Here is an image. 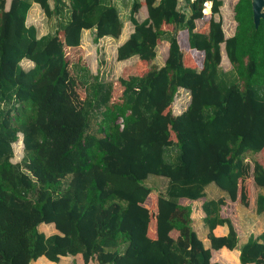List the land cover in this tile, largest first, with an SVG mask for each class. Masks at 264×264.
<instances>
[{"label":"trees","instance_id":"trees-1","mask_svg":"<svg viewBox=\"0 0 264 264\" xmlns=\"http://www.w3.org/2000/svg\"><path fill=\"white\" fill-rule=\"evenodd\" d=\"M204 1L133 0V31L118 45L117 59L153 61L166 41L164 63L120 77L123 97L115 103L113 84L80 66L89 91L75 111L76 80L65 48L80 45L85 29L96 42L119 38L124 22L114 0H11L9 7L0 0V264L78 254L85 264H220L209 249L222 247L239 249L240 264H264V230L240 242L221 214L227 198H238L240 184L245 203L246 154L264 151V17L256 26L252 0H237L236 30L226 37L222 18H215L223 1L212 0L210 13L202 11ZM34 3L57 18L53 32L39 35L28 24ZM142 6L147 16L139 20ZM222 44L230 70L220 64ZM191 51L202 53L201 68L185 62ZM24 59L34 65L25 68ZM179 88L191 100L175 115L170 106ZM19 136L24 153L14 162ZM152 174L168 178L155 213L145 205ZM254 178L262 188L255 209L263 214L259 161ZM210 183L224 194L202 205L207 247L192 224V206L180 199L206 197ZM42 223L57 231L47 235ZM224 224L227 234L215 235Z\"/></svg>","mask_w":264,"mask_h":264},{"label":"rangeland","instance_id":"rangeland-1","mask_svg":"<svg viewBox=\"0 0 264 264\" xmlns=\"http://www.w3.org/2000/svg\"><path fill=\"white\" fill-rule=\"evenodd\" d=\"M116 5L118 6L119 13L123 19L124 26L122 30V34H129L133 30V24L130 20V11H131V5L133 0H114ZM228 3L227 12L229 14L230 21L227 23V21L223 20L224 28L226 30V36H231L237 26V22L235 20V11L234 6L237 2V0H226ZM11 0H7V7L10 6ZM52 3V1H51ZM37 6L39 11V16H36V19H33V17L29 16V23L34 24L37 27V31L39 35H43L49 32H53L56 28L57 24V18L52 17L49 18L46 16V14L43 12L39 4L34 3V6ZM226 12V13H227ZM145 16H147V11L145 6H142L139 11L136 13V17L139 20H142ZM222 18V17H221ZM201 25L203 24L200 20L198 21ZM28 23V24H29ZM166 28L173 29L172 25H165ZM87 40L85 39L81 41V44L74 47H66V57L69 64V71L71 75L75 78V90L77 93V98L75 99L73 109L77 111V107L80 106V101L83 100L89 91V87L86 83L83 81V74L84 71L80 69V66H87L90 73L94 75H98L99 80L103 82H111L113 84V91H112V97L111 102H121L122 101V94L124 87L119 81L120 77H129L130 75L134 74H143L147 72L150 68L160 66L164 63L165 57L168 52V43L166 41H161L158 44L157 51L158 54L156 58L153 61H140L137 56L130 57L126 60H118L117 59V53H116V47L118 43L124 38H110L107 39L105 37L101 38L98 42L94 41V31L90 29L88 31ZM62 32H59V36L62 38L63 35ZM187 35V31L183 30L179 32L180 37H185ZM202 59L203 55L202 53L198 52H188V54L185 56V62L187 63H195L196 66L201 68L202 66ZM22 65L25 68H30L34 65V63L29 59L22 60ZM186 63V64H187ZM222 68L224 70H230L232 68V64L230 63L225 49L224 44H222V50H221V62H220ZM182 94L180 96V99L175 102V100L172 102L170 106L171 113L177 115L180 114L182 111L185 110V107L188 106V95L186 94L185 90H182ZM171 138L173 140H176L175 134L171 133ZM21 140V136H19V139L16 140L13 143L14 148V155L12 157V160L14 162H19L23 157V147L21 148L19 146V141ZM246 163L245 169L248 173V178H245L243 181V187L245 189V193H247V187L248 185L255 179L254 178V166L255 161H259L258 153H250L248 152L246 154ZM261 164L264 165V162L259 161ZM168 178L158 175H150V177L147 180V184L150 185L153 188V192H151V196H149L148 200L145 202L147 207L152 208V212L155 213L157 211L155 208V205H157V199L159 193L163 192L166 188ZM254 185L250 186V191H252L253 195H257L258 191H262V188L258 187L257 181L254 180ZM217 188L221 191L219 187H217L214 183H210L209 185V192L211 194H215L216 190L213 189ZM249 189V188H248ZM249 193V190H248ZM151 197V198H150ZM156 198V199H154ZM250 212V211H249ZM253 215H256V212L253 210ZM53 224L48 223H42L39 226V229L46 234H51L53 232H56V228ZM261 227V226H260ZM258 228V230L260 229ZM204 227L202 226L201 222H198L195 224V229L198 231V233L201 235V238L205 239L206 242L209 243L207 240V235ZM179 231L173 230L172 236H178ZM207 243V244H208ZM46 260H49L45 257ZM63 260V261H62ZM61 260L58 264H74V261H76V258L74 257H65ZM50 261V260H49ZM53 262V261H51ZM77 263V261H76ZM34 264V261L31 263ZM38 264V263H37ZM78 264V263H77ZM82 264V263H80ZM91 264H99L97 260H94Z\"/></svg>","mask_w":264,"mask_h":264},{"label":"crops","instance_id":"crops-1","mask_svg":"<svg viewBox=\"0 0 264 264\" xmlns=\"http://www.w3.org/2000/svg\"><path fill=\"white\" fill-rule=\"evenodd\" d=\"M222 1H223V4L220 7V13L215 14V18L219 19L220 17H222L224 22L226 20L228 23L230 21L229 14H228L227 9H226V8H228V3L226 2V0H222ZM29 16L33 17V19H36L37 18L36 16H39V11H38V8L36 5L34 7L32 6V8L29 10L28 18H27L28 23H29ZM29 24H32V23H29ZM223 29H224V32H226V30L224 28V24H223ZM88 31H90V29L83 30L82 41L84 39H85V41L88 39L87 38V35L89 33ZM130 33L129 34H121L120 36L122 38L123 37L124 38L118 43V45L123 43L128 38ZM225 35H226V33H225ZM121 37H119V38H121ZM226 37H228V36H226ZM105 38L110 39L112 37L106 36ZM179 41H181L180 36H179ZM118 45H117V47H118ZM117 47H116V51H117ZM258 157H259V161L264 162V151L263 150L258 153ZM253 183H254V180L248 185L249 193L247 194V198L245 200V203L243 202V200L241 198L242 193H241V184H240V191L238 193V198L235 201H232L231 199L227 198L226 203L222 206V210H221L222 216L230 218L231 221L233 222V224L237 230V233L240 236V242H245L251 234L258 235L264 230V213L258 214L256 212V209H255L256 194L253 195L252 191H250V186L254 185ZM209 189H210L209 187L206 188V192H207L206 197H202V198L197 199V200H192V199H188V198H181L180 199L181 204H184V205L190 204L192 206V214H191L192 224L195 228V224L198 222H201L202 226L204 227L203 229H205V231H206V235L208 233V229L204 224L205 212L203 210L202 205L207 198H218L219 196H222L224 194L223 191H220L214 187H213V189L216 190V193L211 194L209 192ZM152 194H150V196ZM154 199H156V198H154ZM154 209L157 210V205H155ZM253 210L256 212V215L251 214ZM259 227H260V229L258 230ZM53 228H55V227H53ZM174 230H176V229H174ZM172 232H171V234H172ZM227 232H228V226L226 224L217 225L214 228V234L217 236H223V235L227 234ZM153 233H154L153 235L155 236V234H156V232H155V221H154ZM197 233H198V231H197ZM47 235H49V234H47ZM198 235L201 237V235L199 233H198ZM175 237H177V236H175ZM206 238L209 241L208 237H206ZM202 240L204 241L205 245L207 247H209L210 244L208 242H206L205 239L202 238ZM209 252H210L211 260L213 262H219L220 264H240V259H239L240 251L237 248L233 249V250H230L227 247H222L220 249L210 248ZM63 258H65V257H62L61 260ZM66 258H67V256H66ZM61 260L59 262H51L49 260H46L44 256H41L37 260L34 261V264H37V263L38 264H58L61 262ZM76 261L78 264H80V263L85 264L81 254H78L76 256ZM92 262L93 261H90L88 264H91ZM248 264H254V263H248Z\"/></svg>","mask_w":264,"mask_h":264},{"label":"built area","instance_id":"built-area-1","mask_svg":"<svg viewBox=\"0 0 264 264\" xmlns=\"http://www.w3.org/2000/svg\"><path fill=\"white\" fill-rule=\"evenodd\" d=\"M212 4H213V1L212 0H205L203 2V8H202V11L204 13H210L211 12V9H212ZM182 90H185L186 91V94L188 95V102H187V105H189L190 103V100H191V94H190V91L186 88H179V90L177 91L176 95H175V102L178 101L180 99V96L182 94ZM187 108V106L185 107V109ZM119 123H120V126L121 128H123L124 126V121H123V118H120L118 119Z\"/></svg>","mask_w":264,"mask_h":264},{"label":"water","instance_id":"water-1","mask_svg":"<svg viewBox=\"0 0 264 264\" xmlns=\"http://www.w3.org/2000/svg\"><path fill=\"white\" fill-rule=\"evenodd\" d=\"M252 9L254 23L258 26L261 18L264 17V0H252Z\"/></svg>","mask_w":264,"mask_h":264}]
</instances>
